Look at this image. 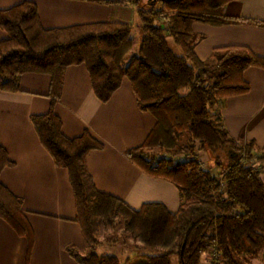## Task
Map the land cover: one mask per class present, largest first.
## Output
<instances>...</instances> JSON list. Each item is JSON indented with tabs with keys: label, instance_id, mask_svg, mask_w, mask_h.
<instances>
[{
	"label": "trees",
	"instance_id": "trees-1",
	"mask_svg": "<svg viewBox=\"0 0 264 264\" xmlns=\"http://www.w3.org/2000/svg\"><path fill=\"white\" fill-rule=\"evenodd\" d=\"M133 1L139 7L143 34L138 54H132L135 40L128 23L45 29L33 1L0 10V29L6 33L0 41V89L20 91L23 76L46 75L51 80L49 96L60 99L66 70L83 65L102 103L109 102L127 79L139 109L156 120L145 142L128 155L148 175L179 189L181 203L175 213L161 203H146L136 210L100 191L88 171L87 157L102 150L104 143L88 130L67 137L53 109L32 117L42 145L56 166L69 173L75 222L86 243L82 254L69 250L79 264H172L173 257L179 264H202L212 247L219 251L220 264H241L238 257L255 256L264 249V146L258 151L254 142L239 144L215 108L250 92L245 72L264 69V57L238 45L214 49L209 62L195 52L193 25L234 23L223 9L237 0ZM153 150L158 154L148 153ZM198 151L209 154L211 169L202 168L196 157L175 158ZM12 165L0 145V218L27 239L28 262L33 229L22 199L1 181L2 172ZM121 226L143 247L162 253L125 260L99 254L103 229Z\"/></svg>",
	"mask_w": 264,
	"mask_h": 264
},
{
	"label": "crops",
	"instance_id": "crops-1",
	"mask_svg": "<svg viewBox=\"0 0 264 264\" xmlns=\"http://www.w3.org/2000/svg\"><path fill=\"white\" fill-rule=\"evenodd\" d=\"M25 1L0 0V10ZM30 1L37 5L45 29L99 22L128 23L133 28L140 20L133 0ZM223 14L236 21L224 26L193 25L199 59L209 62L214 49L231 45L248 47L264 57V0L231 2ZM4 38L6 33L0 29V41ZM245 79L250 92L224 100L215 110L222 114L232 138L241 145L254 142L259 151L264 146V69H247ZM50 84L49 76L28 74L21 79L20 91L0 89V145L13 163L2 172L1 181L22 199L33 229L32 252L26 262L27 239L0 218V264H79L69 250L82 254L86 249L81 227L75 222L69 173L56 166L32 123L34 115L51 109L61 118L67 137L76 138L88 130L104 143L102 150L87 157L88 171L100 191L121 198L136 210L146 203H161L175 213L181 203L173 183L148 175L128 155L145 142L156 123L153 115L139 109L129 80L123 81L107 103L95 95L83 65L66 70L60 99L49 96ZM262 178L264 181V171ZM130 245L135 248L125 257L110 254L121 260L138 255V247ZM103 246L101 243L97 251ZM128 246L125 243L120 248Z\"/></svg>",
	"mask_w": 264,
	"mask_h": 264
},
{
	"label": "rangeland",
	"instance_id": "rangeland-1",
	"mask_svg": "<svg viewBox=\"0 0 264 264\" xmlns=\"http://www.w3.org/2000/svg\"><path fill=\"white\" fill-rule=\"evenodd\" d=\"M164 23L165 22L162 21L160 24L162 25ZM140 24H141V21L139 20L138 24H136V26L133 27L132 35H133V38L135 40V44H134L132 54H138L140 46H141L143 34H142V29L139 26ZM174 49L177 51H181V47H174ZM131 55H129V57ZM148 153L158 154V150L148 151ZM161 156L169 157L170 155H168L167 153H161ZM183 156H185V155L181 154V155H177L175 158L178 159V158H181ZM190 156L192 158L196 157L198 160H200L202 167H206V168L211 169L212 168L211 166H213V162L211 161L209 154L204 152V151H198V152L191 153ZM213 172H214L215 176H217V171H213ZM100 240H101V243H104V246L99 248V250H98L99 253H101V254L115 253L120 258L125 257V255H127L126 253H129L131 250H133V248H135L132 245L128 246L129 244H133V245L137 246L138 250H136V249L135 250L139 254L157 255V254L162 253L161 250H158V249L155 250V249L145 248L139 242L131 239L129 234L124 232L123 226L118 227L117 229H103ZM125 243L127 244L128 247L127 248H120ZM214 252H218V254H219L217 247H212L210 249V251H208L207 253H205L203 255L202 264H220L221 258L218 260H214V261L211 260L212 259L211 255L214 257V259L217 258L213 255ZM263 252H264V249L260 248L257 251V254L255 256H250V257H247L245 259L238 257V261L241 264L242 263L243 264H264ZM218 256H220V254ZM132 263H134V260H132ZM172 264H179V260L177 257L172 258Z\"/></svg>",
	"mask_w": 264,
	"mask_h": 264
},
{
	"label": "built area",
	"instance_id": "built-area-1",
	"mask_svg": "<svg viewBox=\"0 0 264 264\" xmlns=\"http://www.w3.org/2000/svg\"><path fill=\"white\" fill-rule=\"evenodd\" d=\"M192 157L190 156V155H185V156H183V157H181V158H179V159H191ZM195 158V157H194ZM202 167V166H201ZM202 168H206V167H202ZM213 255L215 256V257H217V258H215L214 259V257L211 255V260L212 261H214V260H218V259H220V256H218L219 254H218V252H214L213 253Z\"/></svg>",
	"mask_w": 264,
	"mask_h": 264
},
{
	"label": "water",
	"instance_id": "water-1",
	"mask_svg": "<svg viewBox=\"0 0 264 264\" xmlns=\"http://www.w3.org/2000/svg\"><path fill=\"white\" fill-rule=\"evenodd\" d=\"M165 1L169 2V1H171V0H153V3L156 4V3H158V2H165Z\"/></svg>",
	"mask_w": 264,
	"mask_h": 264
}]
</instances>
